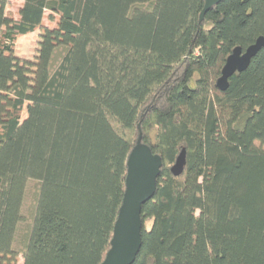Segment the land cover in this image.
I'll return each mask as SVG.
<instances>
[{
    "label": "trees",
    "instance_id": "16d2710c",
    "mask_svg": "<svg viewBox=\"0 0 264 264\" xmlns=\"http://www.w3.org/2000/svg\"><path fill=\"white\" fill-rule=\"evenodd\" d=\"M19 1L15 18L0 0V264H101L139 136L162 168L133 264H264V47L215 87L233 49L264 37V0L201 21L205 0Z\"/></svg>",
    "mask_w": 264,
    "mask_h": 264
},
{
    "label": "water",
    "instance_id": "95a60500",
    "mask_svg": "<svg viewBox=\"0 0 264 264\" xmlns=\"http://www.w3.org/2000/svg\"><path fill=\"white\" fill-rule=\"evenodd\" d=\"M221 1L205 0L204 8L200 14V21L208 10ZM263 47L264 37L260 36L245 50L240 47L233 49L224 62L215 87L220 92H225L229 86V79L235 74L246 71L251 60ZM185 164L186 153L182 149L174 164L170 167L171 174L174 177L180 176ZM161 168V157L153 154L146 144L141 143V137L139 136L136 145L128 155L125 192L114 225L110 249L101 264L134 263L142 243L141 209L155 194Z\"/></svg>",
    "mask_w": 264,
    "mask_h": 264
},
{
    "label": "rangeland",
    "instance_id": "374dc122",
    "mask_svg": "<svg viewBox=\"0 0 264 264\" xmlns=\"http://www.w3.org/2000/svg\"><path fill=\"white\" fill-rule=\"evenodd\" d=\"M20 3L21 2L19 0H10L9 2L8 12L13 14L15 18H17L16 14L20 7ZM43 23L45 24V26H50L47 20H44ZM38 39L39 31L27 36L19 37L16 42V50L18 55L23 58L33 59L36 55ZM24 117L25 115L22 116V118ZM36 185L37 183L35 181H29L26 185L25 195L21 209L23 221L18 226L15 242L13 245L15 250L20 249L21 240L23 238V235L25 234L26 228L31 219ZM146 226L149 227L150 224H147Z\"/></svg>",
    "mask_w": 264,
    "mask_h": 264
}]
</instances>
